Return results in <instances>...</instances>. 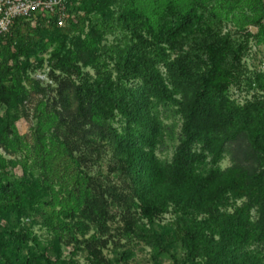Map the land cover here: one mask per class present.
Instances as JSON below:
<instances>
[{
	"label": "trees",
	"instance_id": "trees-1",
	"mask_svg": "<svg viewBox=\"0 0 264 264\" xmlns=\"http://www.w3.org/2000/svg\"><path fill=\"white\" fill-rule=\"evenodd\" d=\"M251 1L253 17L238 23L221 15L235 0H167L152 23L135 0H72L63 28L56 15L38 14L33 25L19 18L0 35L7 155L25 156L15 123L26 113L18 108L26 83L39 87L29 71L49 49L55 85L40 89L51 100L34 112L41 171L22 164V178H12L17 160L0 154V264H79L82 251L88 264H127L136 242L154 262L264 264V71L243 63L249 41L264 34V6ZM226 23L236 30L221 34ZM98 28L124 39L101 50ZM234 88L243 101L229 98ZM58 163L73 176L71 203L56 213L68 223L43 244L24 221H33L34 202L56 207L45 198ZM61 247H71L68 259Z\"/></svg>",
	"mask_w": 264,
	"mask_h": 264
},
{
	"label": "rangeland",
	"instance_id": "rangeland-1",
	"mask_svg": "<svg viewBox=\"0 0 264 264\" xmlns=\"http://www.w3.org/2000/svg\"><path fill=\"white\" fill-rule=\"evenodd\" d=\"M163 1L167 0H135V3L138 7L141 9H147L145 12V16L150 18L151 22L154 23L156 18V13L153 11L158 12L159 8H161ZM176 2L177 4H183L187 3L189 1L193 0H172ZM219 1H225V0H219ZM237 3V6H235V9L230 12L229 9H226L227 11H221V15L228 17V21L231 19H234L235 22L248 20L252 16V1L251 0H235ZM158 2V3H157ZM222 2V3H223ZM213 3V2H211ZM221 3V2H220ZM221 3V4H222ZM235 3V2H234ZM220 4V6H221ZM225 5V4H224ZM160 6V7H159ZM84 14L82 12L76 13V17L79 20ZM74 17V19L76 18ZM92 17V15H90ZM70 20L74 23H76V19ZM34 24V23H33ZM32 24V25H33ZM87 25V24H85ZM66 26V25H64ZM64 26H61L59 28H63ZM97 28V26H95ZM34 28V27H31ZM101 32H103L100 37L97 39L99 48L103 50L104 48H111L116 43H119L124 39L122 32L120 31H106L103 28H98ZM246 29L254 36L259 35V28L256 26H246ZM91 30V29H90ZM236 30L234 26H232L231 23L224 24L222 28L221 34H224L226 31ZM89 33V28L87 26L84 27V32L81 35L82 38L88 39L86 36ZM249 50L245 57L243 58V63L248 67L250 71L256 70V71H264V34H261L260 39H251L249 41ZM50 52L51 49H49L47 52L40 55V57L43 59V64L41 67L36 68L34 71H29L30 79L34 80L35 83L39 84V87L36 88L35 86H30L26 83L25 87L28 90V96L23 100L22 105L18 108L20 111L24 110L26 115H22L23 118H21L19 121L15 123L16 129L19 133V135L23 139L24 147L22 148V153L25 154V156H21V154H18V156H10L7 155L2 148L0 147V154L7 159L10 160H17L18 164L17 166L9 171L11 174L10 177L21 179L22 178V164H26L27 167H29L32 171V173H39L41 170L39 169V165L41 163V160L38 156H35L36 148H35V137H34V130L37 128L38 121L34 118V112L37 108L42 106L43 104H46L47 102H50L51 95H42L40 92L41 88L45 87H51L53 88L54 82L50 79L49 73L51 71L50 66ZM176 56V53L172 54V57ZM86 71L88 73L93 74L90 68H87ZM165 70H163L164 72ZM50 96V97H49ZM228 96L231 100L235 101H243L245 98V92L237 91L235 88L231 89L228 93ZM54 129V128H51ZM52 131V130H51ZM46 135L48 132H45ZM160 158L168 157L170 158L171 152H169L166 155L158 154ZM55 165H57V169L55 168ZM53 165V169L51 170V179L50 176H48L47 185L49 188L48 197L45 198L46 202L50 203L54 200L56 207H51L52 212H47V207L44 206L42 202H34L37 204V208L35 210L36 214L33 216V221H24L25 224H27V227H30L33 230V233L43 242V244H46L48 241L52 240L54 236L56 235H64V232L61 233L62 226H58L57 223L61 225H65L68 223V220H64L63 222L56 216V213L59 211L60 206L68 205L71 203L68 202L70 199L68 197L67 192L72 191L73 186V176L71 174V169L69 165H64V163H58ZM229 165L228 160H224L221 163V167L225 168ZM50 174V173H49ZM113 177V176H112ZM67 202V203H66ZM35 204V205H36ZM39 204V208L38 207ZM115 221L109 223L111 227V234L112 236L116 235V231H114V228L117 229L120 225L119 219H117V215L114 216ZM171 217L169 215H165L163 217V223H167ZM55 223V225H53ZM118 223V224H117ZM5 224V222H3ZM53 225V226H52ZM56 230V231H55ZM63 230V229H62ZM93 231H91L87 237H89ZM122 243H124V240H121ZM127 244V243H126ZM62 252V258L68 259L70 257L71 247H61ZM130 248L133 250V257L129 259L127 264H170L171 262L167 258L159 257L157 258V261L154 262L151 258L150 251L148 248L144 247L141 243H133ZM179 252V250H177ZM84 252H78L77 260L79 261V264H88L86 262V258L83 254ZM105 255L108 258H112L114 256V252L111 251V249H108L104 251ZM123 264V263H121Z\"/></svg>",
	"mask_w": 264,
	"mask_h": 264
},
{
	"label": "built area",
	"instance_id": "built-area-1",
	"mask_svg": "<svg viewBox=\"0 0 264 264\" xmlns=\"http://www.w3.org/2000/svg\"><path fill=\"white\" fill-rule=\"evenodd\" d=\"M72 0H0V35L6 33L12 23L19 18L31 20L35 16L56 15L58 25L67 18L66 7ZM80 1V0H75ZM264 6V0H261Z\"/></svg>",
	"mask_w": 264,
	"mask_h": 264
}]
</instances>
